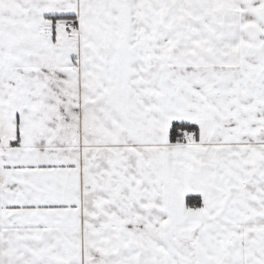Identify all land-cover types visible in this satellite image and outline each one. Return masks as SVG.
Returning a JSON list of instances; mask_svg holds the SVG:
<instances>
[{
	"label": "snow or ice",
	"instance_id": "6c2138e0",
	"mask_svg": "<svg viewBox=\"0 0 264 264\" xmlns=\"http://www.w3.org/2000/svg\"><path fill=\"white\" fill-rule=\"evenodd\" d=\"M0 264H264V0H0Z\"/></svg>",
	"mask_w": 264,
	"mask_h": 264
}]
</instances>
